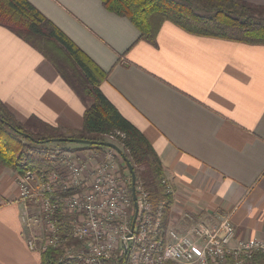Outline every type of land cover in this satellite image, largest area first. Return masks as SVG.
<instances>
[{
    "label": "crops",
    "instance_id": "0c3cea01",
    "mask_svg": "<svg viewBox=\"0 0 264 264\" xmlns=\"http://www.w3.org/2000/svg\"><path fill=\"white\" fill-rule=\"evenodd\" d=\"M27 1L108 74L103 94L151 143L174 189L168 226L183 231L194 224L188 216L212 223L231 214L238 239L264 240V46L197 37L170 22L151 45L101 0ZM238 1L264 8V0ZM0 102L21 124L83 128L76 93L1 26ZM18 177L0 169V264H42L22 221L37 211L20 201Z\"/></svg>",
    "mask_w": 264,
    "mask_h": 264
},
{
    "label": "trees",
    "instance_id": "16d2710c",
    "mask_svg": "<svg viewBox=\"0 0 264 264\" xmlns=\"http://www.w3.org/2000/svg\"><path fill=\"white\" fill-rule=\"evenodd\" d=\"M101 1L109 12L130 20L141 39L151 45L156 44L163 24L170 22L197 37L264 46V8L238 0ZM0 26L42 54L85 106L82 130L64 133L36 118L21 124L0 102V169L19 175L50 172L53 157L61 156L63 142L54 143L52 150L42 147L69 139L92 142L83 147L102 151L106 148L99 143L113 138L133 168L136 185L150 194L154 207L164 205L167 223L173 197L166 193L164 167L144 134L103 94L101 85L108 74L27 0H0ZM33 125L42 132L32 133L28 128ZM117 156L123 174L131 177L124 159ZM57 218L63 237L69 238L66 216L58 213ZM62 255L61 249H49L42 254V264H64ZM256 262L264 264V256H256Z\"/></svg>",
    "mask_w": 264,
    "mask_h": 264
},
{
    "label": "built area",
    "instance_id": "2783aa9c",
    "mask_svg": "<svg viewBox=\"0 0 264 264\" xmlns=\"http://www.w3.org/2000/svg\"><path fill=\"white\" fill-rule=\"evenodd\" d=\"M96 155L61 158L50 172L19 175L20 201L39 208L42 220L22 217L30 250L61 249L64 264H257L256 256H264V240L238 239L231 214L212 223L188 216L194 224L177 230L164 223V205L154 207L150 194L137 185L136 209L131 178L123 179L118 156L105 150ZM93 158L96 162L88 163ZM163 183L173 195L168 181ZM58 213L67 218L69 238L63 237ZM39 224L44 228L36 234L33 226ZM71 239L78 247H67Z\"/></svg>",
    "mask_w": 264,
    "mask_h": 264
},
{
    "label": "rangeland",
    "instance_id": "374dc122",
    "mask_svg": "<svg viewBox=\"0 0 264 264\" xmlns=\"http://www.w3.org/2000/svg\"><path fill=\"white\" fill-rule=\"evenodd\" d=\"M28 129H30V131L32 132V133H39V132H42L41 130H42V128L40 127V126H30ZM106 141L107 142H110V143H113V144H115L116 146H118L117 145V143H116V141L113 139V138H106ZM56 142H59V141H55V142H53V144H49V145H47V147H42V148H47V149H49V150H52V148L55 146V144L54 143H56ZM61 146V148H62V153H61V156L59 157V160L57 161V162H59V163H54V169H56L58 166H60L62 163L60 162V159L61 158H65V160H75V159H77V158H79V157H87L88 158V156H91V154H92V156L93 157H96L97 158V155L95 154V153H93L92 152V150L91 149H89V148H87V147H83V145L82 144H78V143H61L60 144ZM118 148H119V146H118ZM39 150H40V148H38ZM120 149V148H119ZM121 150V149H120ZM44 151V150H43ZM43 151H41V152H43ZM107 151H112L115 155H120L119 153H117L116 151H114V150H112V149H109V148H106L105 149V152H107ZM79 153H81L80 155H78ZM64 154H65V157H64ZM121 156H123V157H125L124 156V154L122 153V155H120V157ZM122 158V157H121ZM96 161H95V158H93L92 160H90V161H88V163H95ZM118 162V161H117ZM119 166H118V168H119V171L121 170L122 171V167H121V164L119 163L118 164ZM123 173V172H122ZM19 175V174H18ZM126 178H123L124 180H127L128 178V174L126 173V175H124ZM130 177V176H129ZM131 178V177H130ZM73 190V189H72ZM32 206L34 207V205L32 204ZM36 208V207H35ZM36 211H37V214H36V218L39 220V221H41V223H42V220H41V217H39V208H36ZM39 229L38 230H36L35 231V233L37 234H41L42 233V229L44 228V226H43V224H39ZM72 245H75L76 247H78V245H79V243L77 242V241H75V240H73V239H71V241L69 242V244L67 245V247H69V246H72ZM249 264H251V263H249Z\"/></svg>",
    "mask_w": 264,
    "mask_h": 264
},
{
    "label": "water",
    "instance_id": "95a60500",
    "mask_svg": "<svg viewBox=\"0 0 264 264\" xmlns=\"http://www.w3.org/2000/svg\"><path fill=\"white\" fill-rule=\"evenodd\" d=\"M29 137V136H28ZM31 138V137H29ZM59 142H63V143H78V144H82V145H91L93 144L92 142L89 141H82V140H57ZM99 145L101 147H105V148H109L112 149L114 151H116L117 153H119L120 155H122V151L118 148V146H116L113 143L110 142H103V143H99ZM124 159V162L127 164V167L129 169L130 175H131V192H132V197H133V202H134V206L137 209V195H136V176L134 174L133 168L131 166V164L129 163V161H127V159H125V157L121 156ZM137 215V213H136Z\"/></svg>",
    "mask_w": 264,
    "mask_h": 264
}]
</instances>
